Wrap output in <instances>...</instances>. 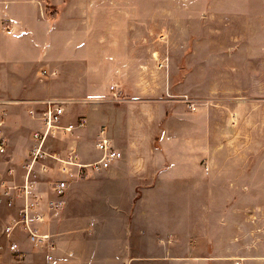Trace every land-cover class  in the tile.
<instances>
[{"label":"rangeland","instance_id":"obj_1","mask_svg":"<svg viewBox=\"0 0 264 264\" xmlns=\"http://www.w3.org/2000/svg\"><path fill=\"white\" fill-rule=\"evenodd\" d=\"M42 10L48 24L42 33L43 54L51 45V30L54 54L49 59L43 55L34 80L23 81L35 95L29 106L25 99L13 96L20 88L18 81L0 80V91L9 86L6 98L12 99L10 115L0 107L2 131L10 145L0 157V169L6 168L7 160L15 165L27 160L34 145L32 135L42 126L27 115L38 103L36 99L65 101L62 124H84L68 138L61 133L51 135L45 147L60 158L75 147L81 163L99 158L96 143L104 127L121 146L129 103L172 106L181 119L183 111L197 114L209 142L202 160L205 189L186 197H166L201 201L211 207L203 209V224L199 218H188L189 229L197 225L196 236L188 233L191 240L173 241L171 247L201 254L192 258L196 264H264V0H42ZM4 30L27 32L13 22L5 24ZM72 47L78 51L75 56L81 53L103 68L110 66V58L117 53L115 74L106 76L100 71L86 85L73 82L69 73L82 58L70 55ZM102 58L106 60L101 62ZM50 61L58 62L60 70L51 67ZM121 71L127 72L128 82L120 79ZM112 87L121 92L119 101L114 100ZM24 147L28 149L25 154ZM44 163L59 170L54 159ZM110 173L69 180L60 218L50 226L55 247L60 236L59 248H69L73 239L82 238L89 218L114 214V203H128L132 196L136 203L152 195L141 190L119 192L116 183L125 182H115ZM57 178L47 174L34 178L40 181L44 204L54 196L46 183ZM7 213L0 207V231ZM4 243L0 239V245ZM25 246L34 252L32 245ZM233 248L236 253L247 248L261 256L216 255ZM30 258L44 264L41 255L32 253ZM157 258L152 259L155 264H159ZM9 263L6 258L5 264Z\"/></svg>","mask_w":264,"mask_h":264},{"label":"crops","instance_id":"obj_2","mask_svg":"<svg viewBox=\"0 0 264 264\" xmlns=\"http://www.w3.org/2000/svg\"><path fill=\"white\" fill-rule=\"evenodd\" d=\"M43 15L42 0H0V80L18 81L20 88L13 91V96L25 99L26 105L31 104L35 95L26 89L27 86L24 87L23 81L33 79L36 73L34 70L42 64L43 58L54 54V30H51V45L43 54L45 46L42 33L48 28ZM10 22L27 32L8 34L4 29L5 24ZM75 52L78 51H73L72 47L70 55L83 60H76L72 66L73 71L69 74L73 82L86 85L100 71L106 76L115 74L116 52V56L108 62L111 69L107 63V68H100L87 61L81 53L75 56ZM102 59L101 62L106 60ZM50 65L60 70L58 62L50 61ZM118 75L122 81L128 82L127 72L121 71ZM38 85L37 88H41ZM10 89L8 86L0 91V96L4 97L0 107L6 115H10L12 105V99L6 98L10 96ZM134 104L126 106L121 146L118 147L109 136L124 156L108 172H111L109 176L115 182H125L121 185L116 183L119 192L136 194L141 190L152 195L136 203L132 196L128 203H114V214L89 218L82 238L73 239L70 247L65 250L59 248L60 236L57 237L54 260L47 261L45 254H38L43 257L44 264H155L152 259L157 257L159 264H196L192 258L201 256L192 249L178 251L170 243L191 240L187 237L188 233H195L196 236L197 225L193 224L196 227L189 229L188 225L192 224L188 218H199L203 224V209L211 206L204 207L201 201H172L166 196L183 194L186 197L187 194L203 193L205 189L202 185V160L208 153L209 142L204 137L202 121L198 122L199 115L187 111H183V119L181 116L177 118V112H173L172 106ZM27 115L32 119L29 113ZM27 150L24 147L22 152L25 154ZM217 206L218 203H215V208ZM201 231L198 228V232ZM157 247L163 248L156 250ZM225 251L216 255L261 256L247 248L239 253L234 248Z\"/></svg>","mask_w":264,"mask_h":264},{"label":"built area","instance_id":"obj_3","mask_svg":"<svg viewBox=\"0 0 264 264\" xmlns=\"http://www.w3.org/2000/svg\"><path fill=\"white\" fill-rule=\"evenodd\" d=\"M114 100L119 101L121 92L115 87L111 89ZM30 108L29 116L42 124L41 130L33 136L34 145L30 148L28 158L19 165L11 164L7 160V166L0 170V207L7 210L6 220L0 231V239L5 243L0 245V264H5L6 258L9 264H35L30 256L32 253L45 254L47 261L54 260L55 245L54 234L50 226L60 218L64 207L65 195L69 187V180H84L95 172L110 170L119 160L123 153L115 146L104 127L96 143L99 158L90 163H81L78 150L70 147L69 155L60 158L50 154L46 150L48 139L51 135L61 133V137L68 136L75 129L84 125H63L66 116L65 101L63 100H39ZM3 119H0V157L9 151V141L4 135L2 128ZM54 159L59 162V170H52L44 163V160ZM10 160V159H9ZM39 166V169H37ZM39 175H50L60 178L47 182L53 198L48 197L46 203L42 202L40 181L34 178ZM26 244L32 245L34 252L26 249ZM36 248V250H35Z\"/></svg>","mask_w":264,"mask_h":264}]
</instances>
